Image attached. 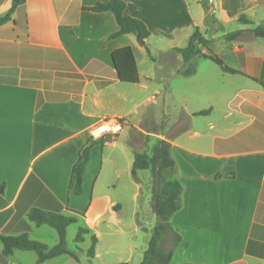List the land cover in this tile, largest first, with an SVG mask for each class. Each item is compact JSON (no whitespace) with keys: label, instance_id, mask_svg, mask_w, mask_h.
<instances>
[{"label":"crops","instance_id":"1","mask_svg":"<svg viewBox=\"0 0 264 264\" xmlns=\"http://www.w3.org/2000/svg\"><path fill=\"white\" fill-rule=\"evenodd\" d=\"M12 1L0 0V16ZM99 1L107 0H26L0 25V235L28 232L39 240L33 232L46 224L30 220L34 206L87 214L104 204L117 215L112 182L96 190L95 168L117 134L94 133L101 120L121 117L155 137L156 147L169 142L176 162L182 205L171 223L182 240L169 264H264V86L252 78L264 80L257 43L264 38L202 50L242 72L229 73L199 55L186 61L179 51L196 28L208 34L201 0H125L126 14L151 31L146 45L134 34L111 37L118 29L113 12L84 8ZM232 1L220 0L215 27L242 15L262 26L264 19ZM241 29L250 28L235 31ZM125 46L133 48L139 83L115 76L112 55ZM154 101L158 111L143 113ZM89 141L78 195L73 167ZM3 248L0 239V264H15L10 257L19 249L6 256Z\"/></svg>","mask_w":264,"mask_h":264},{"label":"rangeland","instance_id":"2","mask_svg":"<svg viewBox=\"0 0 264 264\" xmlns=\"http://www.w3.org/2000/svg\"><path fill=\"white\" fill-rule=\"evenodd\" d=\"M233 0L232 6L236 9L240 8L246 12L253 20L264 19V0ZM208 16V34H203V44L199 47L201 50L225 49L231 40L226 38V32L235 31V29L244 27L250 28L237 41L243 44L248 42L256 35L252 29L258 25L242 15L240 21L221 22L215 27V16L219 14L220 0H201ZM198 9L196 5H193ZM246 18L248 22L242 18ZM264 27V23L262 24ZM223 27V28H222ZM216 29V30H215ZM202 30L205 31L204 26ZM214 33V36L212 34ZM224 34V35H223ZM242 42V43H241ZM259 49L264 48V40H257ZM147 44V42H146ZM159 46L163 45L158 43ZM218 48V49H219ZM160 102L154 101L146 105L142 112L157 110ZM177 105V104H176ZM158 111V110H157ZM156 111V112H157ZM141 116L137 115L133 118L127 117L130 121H136ZM146 137L148 138L146 140ZM116 145L113 147L108 145L104 150L103 166L96 164L95 168L99 173L96 190H99L103 184L112 182L113 192L111 197L118 202L117 215H111L104 209L101 204L93 212L85 214V212H64L66 215L75 214L79 221L71 224L67 229L66 243L69 250L76 252L79 260H76L69 254L47 260L43 264H119L128 262V264H139L144 252L149 247L151 238L156 235L157 246L164 252H169L175 241L174 232L169 228H159V217L152 208L153 190L155 188L154 174L152 168L139 170L137 176H133L132 167L135 159L134 151L147 152L149 156L153 155L157 149L155 137L148 135H140L135 132L133 126L125 123L124 129L115 137ZM159 145V144H158ZM167 178L175 179L176 175L167 170L164 173ZM107 185V184H106ZM137 192V193H136ZM136 193V195H135ZM88 200V198H87ZM86 200V201H87ZM116 212V211H115ZM98 213L103 216L98 220ZM81 225H87L91 228V233L85 235L82 242L76 240V236ZM92 233L98 236L96 253L93 259H89L87 251L92 243ZM33 237L49 246L59 243V234L57 230L49 225L35 228ZM38 255L35 251L17 250L10 260L15 264H36Z\"/></svg>","mask_w":264,"mask_h":264},{"label":"trees","instance_id":"3","mask_svg":"<svg viewBox=\"0 0 264 264\" xmlns=\"http://www.w3.org/2000/svg\"><path fill=\"white\" fill-rule=\"evenodd\" d=\"M26 0H13L12 6L6 15L0 16V25L12 20L13 13L16 9L23 5ZM86 10L95 12L111 11L115 15L118 29L111 37H117L121 34H134L138 38L145 41L151 35V31L146 23L140 18L126 14V1L125 0H107L99 1L93 6L84 7ZM244 21L248 20L244 17ZM257 37L264 38V27L256 26L252 29ZM245 30H237L226 34V38L234 41L242 37ZM203 35L199 28H196L191 36L190 43L186 48H181L179 51L183 53L185 60L191 59L194 55L207 58L215 62L225 72L229 73H242L239 70L229 66L220 56L215 53H203L199 45L203 44ZM113 61L115 65V76L122 82L126 83H139L140 73L139 67L134 55L133 48L131 46H125L116 49L113 52ZM253 79L259 81L264 86V80H261L255 76ZM209 110H202L199 114H207ZM94 144L93 141H89L88 144L81 150L79 159L73 167V190L76 194L83 193V179L86 165L89 161L90 149ZM135 159L132 167L133 176H137L139 170H145L152 168L154 174L155 188L153 190L152 208L159 217V228L169 227L175 236L174 246L169 252L162 251L156 243V235L151 238L149 247L144 252V257L139 264H169L170 260L179 244L182 240L181 235L175 230L171 223V218L176 211L181 208V194L182 186L177 176V166L174 158L171 155L169 142L160 141L155 153L151 156L145 151H134ZM167 170H171L175 175V179H169L164 174ZM5 183H0V191H4ZM61 207L52 210L46 207L34 206L28 211V217L34 221L37 225H49L55 228L59 234V243L54 246H49L39 240L32 239L28 232L21 234L9 235L1 234L0 239L3 242L4 255L10 256L15 249L23 251H35L38 255L36 264H41L49 259L58 257L60 255L69 254L76 260H79V256L76 252L68 249L66 243L67 229L68 227L79 221V218L75 214L66 215L61 212ZM91 233V228L87 225H81L79 227L76 240L82 242L85 239V235ZM92 243L87 251L89 259H93L96 253V246L98 243V236L92 233ZM119 264H128V262H121Z\"/></svg>","mask_w":264,"mask_h":264},{"label":"built area","instance_id":"4","mask_svg":"<svg viewBox=\"0 0 264 264\" xmlns=\"http://www.w3.org/2000/svg\"><path fill=\"white\" fill-rule=\"evenodd\" d=\"M126 123L124 118L110 117L101 120L95 127V135L118 134Z\"/></svg>","mask_w":264,"mask_h":264},{"label":"water","instance_id":"5","mask_svg":"<svg viewBox=\"0 0 264 264\" xmlns=\"http://www.w3.org/2000/svg\"><path fill=\"white\" fill-rule=\"evenodd\" d=\"M138 42H139L140 44H144V43H145V41L142 40L141 38H138Z\"/></svg>","mask_w":264,"mask_h":264}]
</instances>
